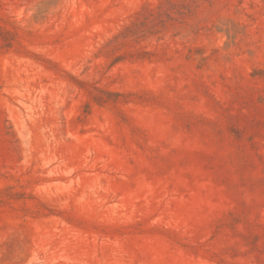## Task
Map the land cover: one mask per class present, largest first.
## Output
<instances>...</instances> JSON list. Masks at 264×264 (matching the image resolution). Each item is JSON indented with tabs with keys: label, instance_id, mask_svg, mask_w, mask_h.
Returning a JSON list of instances; mask_svg holds the SVG:
<instances>
[{
	"label": "rangeland",
	"instance_id": "374dc122",
	"mask_svg": "<svg viewBox=\"0 0 264 264\" xmlns=\"http://www.w3.org/2000/svg\"><path fill=\"white\" fill-rule=\"evenodd\" d=\"M0 264H264V0H0Z\"/></svg>",
	"mask_w": 264,
	"mask_h": 264
}]
</instances>
